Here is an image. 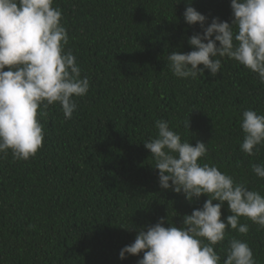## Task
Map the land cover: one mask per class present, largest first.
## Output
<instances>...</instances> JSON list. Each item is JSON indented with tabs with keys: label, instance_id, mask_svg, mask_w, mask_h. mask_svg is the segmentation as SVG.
<instances>
[{
	"label": "trees",
	"instance_id": "trees-1",
	"mask_svg": "<svg viewBox=\"0 0 264 264\" xmlns=\"http://www.w3.org/2000/svg\"><path fill=\"white\" fill-rule=\"evenodd\" d=\"M55 0L68 30L66 50L87 76V95L66 119L57 103L39 117L43 147L28 160L0 154V264H137L120 258L141 227L185 214L208 198L188 201L162 190L159 170L144 142L163 119L193 145L206 143L203 162L215 165L250 190L264 194V179L251 170L264 164L241 150L245 109L264 114V83L227 57L221 73L177 78L167 66L171 51L190 52L188 38L203 29L184 20L189 0ZM208 17L231 22V0H191ZM219 43V42H217ZM203 67V65H200ZM190 120V128L185 125ZM218 203V201H214ZM231 212L222 208L226 221ZM249 232L229 228L216 246L221 264L228 241H246L264 264V228L246 217ZM165 226H168L167 221Z\"/></svg>",
	"mask_w": 264,
	"mask_h": 264
},
{
	"label": "clouds",
	"instance_id": "clouds-1",
	"mask_svg": "<svg viewBox=\"0 0 264 264\" xmlns=\"http://www.w3.org/2000/svg\"><path fill=\"white\" fill-rule=\"evenodd\" d=\"M55 0H0V154L28 160L43 147L44 126L39 117L59 104L66 119L78 108L75 98L87 95L90 81L71 50L68 30ZM180 2V0H179ZM178 2V3H179ZM231 22L208 17L189 6L184 20L203 29L188 38L190 52L171 51L167 66L177 78L221 73L227 57L255 73L264 83V0H231ZM219 42V43H217ZM203 65V67H200ZM190 128V120L185 125ZM241 150L255 156L264 146V114L253 109L242 113ZM156 135L144 146L154 157L162 190L183 193L192 202L207 195L202 208L185 214L180 225L160 217L153 225L141 227L134 242L119 255L142 256L137 264H221L216 246L225 241L231 228L247 234L246 217L264 228V194L250 190L215 165L203 162L208 149L197 140H182L168 121H155ZM252 172L264 179V164L253 163ZM218 201V203H214ZM227 202L231 215L222 219ZM167 221L168 226H165ZM223 264H257L249 244L235 237L228 241Z\"/></svg>",
	"mask_w": 264,
	"mask_h": 264
}]
</instances>
